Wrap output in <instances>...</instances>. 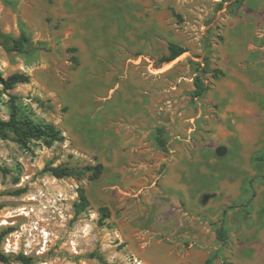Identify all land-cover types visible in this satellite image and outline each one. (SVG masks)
Returning a JSON list of instances; mask_svg holds the SVG:
<instances>
[{"label": "rangeland", "instance_id": "obj_1", "mask_svg": "<svg viewBox=\"0 0 264 264\" xmlns=\"http://www.w3.org/2000/svg\"><path fill=\"white\" fill-rule=\"evenodd\" d=\"M0 28L30 38L24 53L0 46L3 78L30 75L0 84V118L17 104L64 136L0 137L3 252L30 264H264V0H0ZM169 44L185 51L167 62ZM198 63L207 89L192 99ZM98 163L96 179L46 170Z\"/></svg>", "mask_w": 264, "mask_h": 264}, {"label": "trees", "instance_id": "obj_2", "mask_svg": "<svg viewBox=\"0 0 264 264\" xmlns=\"http://www.w3.org/2000/svg\"><path fill=\"white\" fill-rule=\"evenodd\" d=\"M30 43V38L27 34L21 33L18 36H13L11 34L4 33L0 28V46L4 48L7 53H24L27 50V46ZM169 55L166 57L165 61L169 62L176 59L181 55L185 49L179 45L169 44ZM197 73L193 78L194 88L190 91V96L192 99H196L203 95L207 89V85L202 78V74L209 71L208 64L201 65L198 63ZM30 75L25 72H13L7 77L3 78L0 75V84L5 89H11L14 85L19 83H29ZM164 128L157 127L155 134V143L163 151L167 150L166 140L164 138ZM0 137L3 139L14 138L19 144L25 146L32 140H42L45 144L51 145L54 142H60L64 139L62 131L52 122L37 120L32 117L31 113L27 112L20 105L12 104L10 116L8 119L0 118ZM258 160H264V155L257 156ZM102 164L98 163L96 165H87L85 168L74 170L70 168H63L60 166H51L47 168L54 177L64 178V177H81L85 170H90V179H96L99 177L102 171ZM77 200L74 202V208L76 213H81L84 211L88 205L89 201L85 194L83 187L77 188ZM103 219L109 217V212L105 207L100 208ZM101 217V218H102ZM216 237L223 244L227 241L226 230L219 226L215 229ZM3 235H0V245L2 242ZM18 260L22 264H30V258L23 253H19L12 257V255L6 254L0 249V262L8 263L11 259ZM212 258H207L201 264H209Z\"/></svg>", "mask_w": 264, "mask_h": 264}]
</instances>
